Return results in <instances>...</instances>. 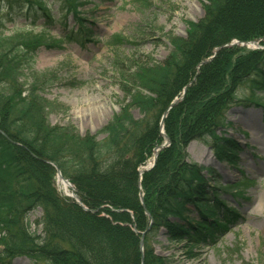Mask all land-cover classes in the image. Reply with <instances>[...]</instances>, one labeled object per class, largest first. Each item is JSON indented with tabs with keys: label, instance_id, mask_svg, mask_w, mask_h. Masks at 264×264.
<instances>
[{
	"label": "trees",
	"instance_id": "trees-1",
	"mask_svg": "<svg viewBox=\"0 0 264 264\" xmlns=\"http://www.w3.org/2000/svg\"><path fill=\"white\" fill-rule=\"evenodd\" d=\"M79 1L68 0V4L71 7ZM132 1L142 9L150 7L148 0ZM210 2V21L191 32L200 35L196 41L202 40V46L192 49L182 41L172 54L176 61L173 65L170 61L149 63L135 69L128 78L131 85L125 90L130 105L100 132L105 138L98 141L97 136H81L71 125L52 126L46 122L43 127L28 129L21 123L18 116L35 108L33 104L41 106L47 115L50 112L41 93L44 86L58 80V75L36 73L35 58L42 47L51 46L47 32L58 20L49 0H13L5 13L0 0V98L13 96L15 113L19 114L11 117L12 111L0 102V264L14 256L41 260V264H141V235L149 219L139 200L137 170L164 140L159 126L162 114L212 50L234 40L264 42V0ZM12 4L18 5L16 10ZM40 20L41 30L36 32ZM75 20L76 36L89 41L92 31L88 23L80 17ZM9 26L13 27L10 31ZM124 43V38L116 35L110 48L118 51ZM237 50L221 53L218 58L226 60L189 88L188 98L165 120V134L173 144L159 153L156 167L144 175L142 183L145 205L154 219L145 238V264H165V260L155 258L152 246L161 228L167 229L173 242L182 244L186 239L192 253L200 244H213L223 236L233 220L235 212L220 200V194L228 193L238 200L240 185L222 186L215 181L213 170L188 161L186 149L191 142L205 139L218 125L226 107L237 100L236 91L241 86L248 85L252 96L249 102L264 110V54L257 51L242 56L243 60H234L228 53ZM119 58L116 65L123 64ZM243 63L248 65L247 73L243 72L244 79L236 85L237 73L233 70ZM136 80L145 86L137 85ZM135 107L141 115L139 120L130 113ZM33 120L41 126L38 118L31 117L29 122ZM224 140L225 144L222 142L216 150L217 157L238 167L241 148L233 140ZM57 169L73 185L81 205L58 195ZM203 170L217 184L213 188L218 190L213 192L214 203L200 204L207 196L206 189L210 190L208 181L202 178ZM245 182L247 179H242L241 184ZM187 200L197 206L199 219L187 217ZM39 208L43 211L40 236L31 231L29 223V214Z\"/></svg>",
	"mask_w": 264,
	"mask_h": 264
},
{
	"label": "rangeland",
	"instance_id": "rangeland-1",
	"mask_svg": "<svg viewBox=\"0 0 264 264\" xmlns=\"http://www.w3.org/2000/svg\"><path fill=\"white\" fill-rule=\"evenodd\" d=\"M12 1L3 0L5 9L2 13L9 12ZM210 1L148 0L150 7L142 9L132 0H80L73 3L71 7L68 0H49L58 21L48 29L51 46L42 47L38 51L35 58V71L46 76L53 73L58 75V80L44 86L41 93L45 100L43 104L49 105L50 112L47 115L40 108L41 106L33 104L35 108L18 116L15 113L17 103L14 102L13 96L11 99L1 97L0 102L8 108V111H12L11 117L18 116L25 128L43 127L46 122L52 126L71 125L81 136H97L98 141H101L105 135L100 132L119 115L122 108L130 105L131 99L125 95V90L131 85L128 78L132 76L135 69L140 68L139 66L142 68L148 66L149 63L165 64L170 61L169 65H173L176 61L172 54L177 49V45H182V41L184 44L188 43L192 49L202 46V40L196 41L200 35L191 32H194L197 25H204L211 19ZM18 3L20 2H15V4ZM26 5L27 3L24 2V6ZM12 6L13 10H16L18 5L12 4ZM74 10L77 17L85 20L92 31L88 42H82L76 36L78 26ZM41 25L42 20L38 22L36 32H40ZM8 29L10 31L13 27L9 26ZM116 35L122 36L126 41L118 51L110 48V43ZM69 36L71 39L65 40ZM230 49H239L228 54L233 55L234 60H243L242 56L246 54L257 51L264 54V42L253 40L243 43L234 40L212 50L209 57L198 63L192 80L173 99L161 116L160 135L164 140L153 150V156L149 157L143 165L146 167L148 162L153 161L147 167L148 173L156 167L158 155L165 145L164 137L169 139L165 149L173 144L165 134V120L171 110L188 98L189 88L191 90L198 85L201 78L226 60V57H218L225 50ZM117 57H120V62L123 64H115ZM227 60L230 59L227 58ZM235 67L237 70L233 72L237 73L236 85H238L244 79L243 72L247 73L248 65L247 67L246 64L235 65ZM138 73L141 74L142 71L138 70ZM201 73L203 74L198 78ZM142 82L136 80L137 85L145 86ZM80 83L84 86L79 87ZM247 86H241L236 91L237 100L226 107L218 125L213 126L205 139L193 141L188 147V161L198 167L213 170L217 174L215 181L224 187L240 185L238 195L241 198L238 200L228 193L220 194V200L227 202L235 212L229 229L213 244H200L190 253L186 239L182 244L173 242L171 239L173 236L167 233L166 228H161L157 234V243L152 246L157 254L155 258L162 262L165 260V264H241L243 262L264 264V110L249 102L248 99L252 96ZM151 99L154 100L155 96ZM130 113L136 120L141 118L136 107ZM31 117L38 118L41 126H37L34 120L32 123L29 122ZM226 138L232 139L241 148L238 167H232L231 164L219 160L216 155V150H220V144L222 142L225 144ZM210 143H213L212 147ZM156 151L158 153L155 162ZM141 167L137 170L139 200L145 217L149 219L147 230L142 233L140 241L141 264H145V238L154 226V219L145 205V194L142 188L145 174H140ZM201 174L202 178L208 181L210 190L206 189L207 196L202 198L200 204H205L207 201L214 203L213 192L218 190L213 188L217 184L212 181L213 178L207 171L203 170ZM242 179H247V184L246 182L241 184ZM197 184H199L198 177H195V186H198ZM55 188L58 195L64 199L70 200L73 194L76 195L72 184L70 187L72 194H67L57 176ZM185 207L189 209L187 217L190 220L199 219L200 213L196 205L187 200ZM220 210L221 208L219 212ZM42 218L41 208L29 214L31 231L39 236L43 235L42 226L39 225ZM189 228L191 231L192 224ZM38 249L40 246L37 247ZM5 264H41V260L36 262L26 256H14Z\"/></svg>",
	"mask_w": 264,
	"mask_h": 264
},
{
	"label": "bare ground",
	"instance_id": "bare-ground-1",
	"mask_svg": "<svg viewBox=\"0 0 264 264\" xmlns=\"http://www.w3.org/2000/svg\"><path fill=\"white\" fill-rule=\"evenodd\" d=\"M226 139H228V138H226ZM231 140V139H230ZM167 141H165V143H166ZM165 148H163L162 150H164ZM186 153L188 154V148L186 149ZM154 159V158H153ZM149 164L145 167V166H142L141 168H140V174L142 175V174H146V173H148V169H147V167L148 166H150L152 163H153V161H151V162H148ZM59 183L62 185V187H63V189L65 190V192L67 193V194H69V195H71L72 194V192L70 191V185L68 184V183H66L65 181H63V180H61V179H59ZM201 226H204V225H201ZM155 254H156V251H155ZM157 255V254H156Z\"/></svg>",
	"mask_w": 264,
	"mask_h": 264
},
{
	"label": "water",
	"instance_id": "water-1",
	"mask_svg": "<svg viewBox=\"0 0 264 264\" xmlns=\"http://www.w3.org/2000/svg\"><path fill=\"white\" fill-rule=\"evenodd\" d=\"M166 117V116H165ZM161 127L163 128V124L161 125ZM162 132L164 133V129H162ZM165 138V141H167L166 143H165V145L162 147V148H165L168 144H169V139L167 138V137H164ZM157 151H156V156H155V162H156V157H157ZM155 165V163L153 164V166ZM152 166V167H153ZM150 169H151V167H150ZM149 170V169H148ZM58 177L61 179V180H64L66 183H68L69 184V182L68 181H66L63 177H62V175H61V173L60 172H58ZM73 198L78 202V203H80V200H79V198L77 197V195H75L74 194V196H73ZM144 234H143V238H144ZM141 246L143 247L144 245H143V240H142V243H141Z\"/></svg>",
	"mask_w": 264,
	"mask_h": 264
}]
</instances>
